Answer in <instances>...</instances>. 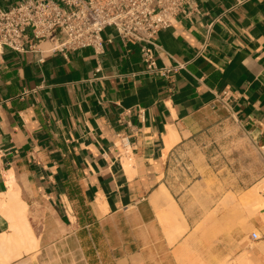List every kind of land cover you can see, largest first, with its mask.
Listing matches in <instances>:
<instances>
[{
    "label": "crops",
    "instance_id": "0c3cea01",
    "mask_svg": "<svg viewBox=\"0 0 264 264\" xmlns=\"http://www.w3.org/2000/svg\"><path fill=\"white\" fill-rule=\"evenodd\" d=\"M20 1L0 0V9ZM102 36L100 55L49 54L45 43L0 53V199L26 205L32 253L178 264L232 170L219 161L217 136L232 126L264 145V0H192L157 35L163 76L148 73L139 47L112 28ZM235 182L239 194L264 183ZM174 206L181 217L170 215ZM6 216L0 236L11 233ZM249 225L264 239V208Z\"/></svg>",
    "mask_w": 264,
    "mask_h": 264
},
{
    "label": "built area",
    "instance_id": "2783aa9c",
    "mask_svg": "<svg viewBox=\"0 0 264 264\" xmlns=\"http://www.w3.org/2000/svg\"><path fill=\"white\" fill-rule=\"evenodd\" d=\"M192 0H22L0 9V53H45L91 49L103 53V33L112 28L124 44L137 45L148 73L165 75L156 64V39L160 31L172 28L176 18ZM109 42V41H106ZM39 54H43L39 52ZM98 72V69L96 70ZM120 144L127 145L121 140ZM251 241H258L256 233Z\"/></svg>",
    "mask_w": 264,
    "mask_h": 264
},
{
    "label": "rangeland",
    "instance_id": "374dc122",
    "mask_svg": "<svg viewBox=\"0 0 264 264\" xmlns=\"http://www.w3.org/2000/svg\"><path fill=\"white\" fill-rule=\"evenodd\" d=\"M217 144L224 153L220 162L229 164L232 170L224 173V189L218 190V198L211 210L212 217L201 223L195 233L199 236L194 241V251L184 252L179 257L178 264H218L223 259H234L241 253H254L256 264H264V239L251 241L250 234H260L249 225L247 205L242 203L243 195L233 190L236 184V175L242 180L247 179L248 184L264 181V145H254L250 141L240 140L239 135L230 129L217 136ZM217 146V149H218ZM239 181V177H237ZM264 183L257 184L258 197L263 189ZM209 184H206V191ZM254 187V186H253ZM263 198V197H262ZM210 219V220H208ZM230 237V238H229ZM191 237H189L190 239ZM231 239L232 250L222 252L225 240ZM192 247H190L191 249ZM35 251V250H34ZM33 251V252H34ZM13 264H78L77 260L65 258L62 253H38L23 254L20 258L12 260ZM11 261V262H12Z\"/></svg>",
    "mask_w": 264,
    "mask_h": 264
},
{
    "label": "bare ground",
    "instance_id": "6f19581e",
    "mask_svg": "<svg viewBox=\"0 0 264 264\" xmlns=\"http://www.w3.org/2000/svg\"><path fill=\"white\" fill-rule=\"evenodd\" d=\"M258 190V186L250 188L249 191L245 193L246 195H243L241 200L242 203L247 205L248 212L251 216L264 208V198L260 196L258 197ZM161 194L165 195V191L162 190ZM8 197V199H0V211H3L4 214L7 215L6 217L10 221L11 231L9 234L0 236V264L10 263L12 260L20 258L23 254H29L33 252L38 247V239L34 236L33 231L31 230L27 221L28 216H26V205L14 197ZM170 213L171 216L181 217L178 209L175 206L172 207ZM184 230H186V227ZM237 261L240 264H256V261L251 260L249 257H244V259H238L237 257V259H231V263H229V260L223 259V261L219 262L218 264H233Z\"/></svg>",
    "mask_w": 264,
    "mask_h": 264
}]
</instances>
